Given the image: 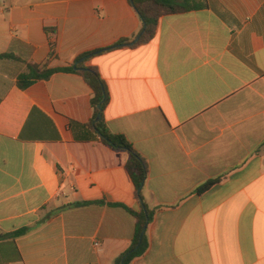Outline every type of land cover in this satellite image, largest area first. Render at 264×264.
Listing matches in <instances>:
<instances>
[{
	"label": "crops",
	"instance_id": "obj_1",
	"mask_svg": "<svg viewBox=\"0 0 264 264\" xmlns=\"http://www.w3.org/2000/svg\"><path fill=\"white\" fill-rule=\"evenodd\" d=\"M0 2L15 57L0 58V264H115L135 233L125 207L143 202L156 212L132 264H264V0H207L85 62L108 87L107 128L148 164L143 201L129 152L89 126L85 78L60 71L136 42L131 1ZM30 65L59 71L22 89Z\"/></svg>",
	"mask_w": 264,
	"mask_h": 264
},
{
	"label": "trees",
	"instance_id": "obj_2",
	"mask_svg": "<svg viewBox=\"0 0 264 264\" xmlns=\"http://www.w3.org/2000/svg\"><path fill=\"white\" fill-rule=\"evenodd\" d=\"M133 7L141 17L143 26L139 35L140 39L134 42L133 39H122L114 46L104 50H97L95 52L86 53L77 60V63L71 67L60 69V71L76 72L81 74L92 91V107L93 117L90 125L97 131L103 142L113 149L126 150L130 154V158L126 164V170L131 177L137 198L140 201L144 200L143 186L149 175V167L145 158L139 154L128 139L122 134H114L109 131L105 124L104 112L110 101V93L105 81L102 79L99 70L95 66L86 67L85 62L99 54L102 51H109L122 47H137L150 43L157 34L159 21L163 16L185 14L191 11L202 10L208 7L207 0H132ZM0 58L15 59L13 55L0 54ZM28 72L19 77V86L24 89L29 87L35 80L48 79L52 74L59 71V69H46L40 66L30 65ZM99 106L101 108H99ZM102 111L103 117L100 122L95 123L98 114ZM217 180H210L202 185L198 191L204 192L213 186ZM142 187L141 191L140 188ZM79 205V204H75ZM125 207V206H123ZM136 220L135 233L129 248L118 258L115 264H132L135 258L142 256L147 248V227L153 220L156 209H150L145 202H143V209L140 212L125 207ZM23 233V232H21Z\"/></svg>",
	"mask_w": 264,
	"mask_h": 264
},
{
	"label": "water",
	"instance_id": "obj_3",
	"mask_svg": "<svg viewBox=\"0 0 264 264\" xmlns=\"http://www.w3.org/2000/svg\"><path fill=\"white\" fill-rule=\"evenodd\" d=\"M130 1H131V3L133 4V1H132V0H130ZM140 37H141V35H139V36L136 38V42L140 39ZM99 108H101V107L99 106ZM102 117H103V114H102V111H100V113L98 114L96 120L94 121V124L100 122L101 119H102ZM141 189H142V187L140 188V191H141Z\"/></svg>",
	"mask_w": 264,
	"mask_h": 264
},
{
	"label": "built area",
	"instance_id": "obj_4",
	"mask_svg": "<svg viewBox=\"0 0 264 264\" xmlns=\"http://www.w3.org/2000/svg\"><path fill=\"white\" fill-rule=\"evenodd\" d=\"M2 3L0 2V9L2 8ZM96 246H98V243H95Z\"/></svg>",
	"mask_w": 264,
	"mask_h": 264
}]
</instances>
